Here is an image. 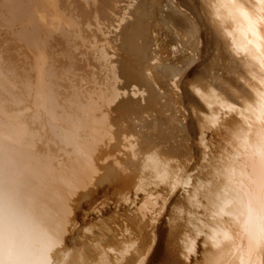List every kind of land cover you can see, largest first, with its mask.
<instances>
[{
	"label": "bare ground",
	"instance_id": "1",
	"mask_svg": "<svg viewBox=\"0 0 264 264\" xmlns=\"http://www.w3.org/2000/svg\"><path fill=\"white\" fill-rule=\"evenodd\" d=\"M0 264H264V0H0Z\"/></svg>",
	"mask_w": 264,
	"mask_h": 264
},
{
	"label": "rangeland",
	"instance_id": "2",
	"mask_svg": "<svg viewBox=\"0 0 264 264\" xmlns=\"http://www.w3.org/2000/svg\"><path fill=\"white\" fill-rule=\"evenodd\" d=\"M171 46H172L171 48L173 49L174 48V45H171ZM210 52L211 51H209V53ZM166 53H167L168 56L170 55L167 51H165V55H166ZM212 72H213V56L210 55V56H208L206 58L205 63L202 64V65H200V72H199V77H201L200 78V81H202V80L204 81L205 79L209 78L211 76ZM125 125L128 126V127H131V125H127V124H125ZM178 132H175V133L178 135V139H180L182 141V139L179 138V135H181V132H179V133ZM175 133H174L175 137H174V139H172V141H173V143L176 142L177 144H179V141L177 142L178 139H177V137H176L177 135ZM174 135L172 134V135L169 136L170 142H171V138H173ZM179 193H180V191L177 192V194H179ZM178 196L179 195L174 194L167 201V203H166V205H165V207H164V209L162 211L163 214L161 213L160 215H155L157 218H155L152 221L153 224H154L155 230H157L159 232H164V230L167 229V227H168V220L170 219L171 212H172V209H173V204L179 198ZM170 205H171V207H170ZM107 207H109V206H107ZM101 214H102V211H99L98 212V215H101ZM94 215H96V214L95 213H92V214L88 215L89 217L86 216L85 218L86 219L87 218H92ZM166 215H167L168 218L166 217ZM165 248H166L165 247V243H163L162 247H160L159 252L157 253L156 258L159 259L160 262H163V261H165L167 259L166 252H165Z\"/></svg>",
	"mask_w": 264,
	"mask_h": 264
}]
</instances>
